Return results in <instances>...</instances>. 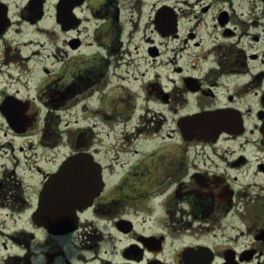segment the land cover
Here are the masks:
<instances>
[{"label":"flooded vegetation","instance_id":"1","mask_svg":"<svg viewBox=\"0 0 264 264\" xmlns=\"http://www.w3.org/2000/svg\"><path fill=\"white\" fill-rule=\"evenodd\" d=\"M0 264H264V0H0Z\"/></svg>","mask_w":264,"mask_h":264},{"label":"water","instance_id":"2","mask_svg":"<svg viewBox=\"0 0 264 264\" xmlns=\"http://www.w3.org/2000/svg\"><path fill=\"white\" fill-rule=\"evenodd\" d=\"M70 167V172H59L53 182L61 184L62 187L65 183L66 190L71 192L70 199L75 200L76 203L90 202L97 192L96 183L85 182L78 171V166L70 165ZM85 184L91 187H87Z\"/></svg>","mask_w":264,"mask_h":264}]
</instances>
